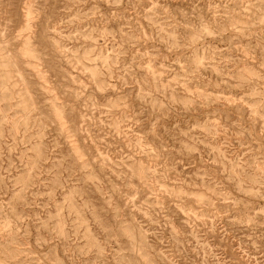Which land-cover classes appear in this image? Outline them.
Returning <instances> with one entry per match:
<instances>
[{"label": "rangeland", "instance_id": "1", "mask_svg": "<svg viewBox=\"0 0 264 264\" xmlns=\"http://www.w3.org/2000/svg\"><path fill=\"white\" fill-rule=\"evenodd\" d=\"M0 264H264V0H0Z\"/></svg>", "mask_w": 264, "mask_h": 264}]
</instances>
